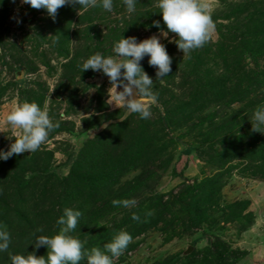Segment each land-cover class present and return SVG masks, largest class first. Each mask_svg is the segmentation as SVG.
I'll use <instances>...</instances> for the list:
<instances>
[{
	"label": "rangeland",
	"instance_id": "obj_1",
	"mask_svg": "<svg viewBox=\"0 0 264 264\" xmlns=\"http://www.w3.org/2000/svg\"><path fill=\"white\" fill-rule=\"evenodd\" d=\"M204 2L214 29L188 54L174 33L152 32L164 24L157 0H138L131 15L123 0L111 12L66 4L54 19L0 3V150L19 131L3 122L19 103L57 125L37 151L0 160V230L11 238L0 264L46 257L35 237L58 234L65 208L82 213L70 234L88 252L132 236L114 264H264V129L251 125L264 107V0ZM154 35L171 71L160 79L149 57L140 62L158 97L141 119L114 100L106 75L80 66L114 55L121 36Z\"/></svg>",
	"mask_w": 264,
	"mask_h": 264
},
{
	"label": "clouds",
	"instance_id": "obj_2",
	"mask_svg": "<svg viewBox=\"0 0 264 264\" xmlns=\"http://www.w3.org/2000/svg\"><path fill=\"white\" fill-rule=\"evenodd\" d=\"M3 0H0L2 3ZM138 0H123L126 12L131 15L136 11ZM34 9H44L53 19L57 10L66 4H78L80 9L101 7L107 12L113 10V0H22ZM162 19L168 32L176 36L175 43L183 54L202 47L214 29L209 5L204 0H157ZM159 28V23L155 24ZM168 32L163 35L167 37ZM114 55L99 52L91 55L80 66L81 72L91 69L102 72L109 78L114 92V100L120 102L126 110L136 113L141 119L149 118L151 106L158 101L153 91V80L143 70L141 61L149 57L148 64L156 68V77L164 78L171 71V58L165 45L158 36L142 41L136 37L121 38L113 45ZM123 70V71H122ZM120 87L122 91H117ZM252 130L264 129V107H258L253 113ZM4 124L18 129L14 142L7 151L0 150V160L6 161L14 154L35 152L47 140L52 130L57 127L48 112L42 110L35 102H22L14 106L4 117ZM114 206H134L135 200H113ZM82 213L79 210L65 208L57 220L60 225L58 234L49 237H35V248L45 247L47 255L37 256L35 252L28 255H10L11 264H80L87 257V264H114L132 241L126 231L117 233L104 249L93 248L90 252L83 248V243L70 233L76 229ZM132 219L139 217L133 215ZM42 231V229H41ZM10 234L0 230V252L9 249Z\"/></svg>",
	"mask_w": 264,
	"mask_h": 264
},
{
	"label": "trees",
	"instance_id": "obj_3",
	"mask_svg": "<svg viewBox=\"0 0 264 264\" xmlns=\"http://www.w3.org/2000/svg\"><path fill=\"white\" fill-rule=\"evenodd\" d=\"M157 31H167V28H166V25L165 24H162L159 26V28H157L156 26L152 28V32H157ZM189 150H186V153H188ZM226 249L223 248L222 252H225Z\"/></svg>",
	"mask_w": 264,
	"mask_h": 264
}]
</instances>
